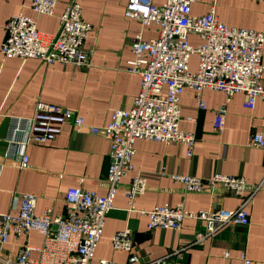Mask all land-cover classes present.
<instances>
[{"label": "crops", "instance_id": "0c3cea01", "mask_svg": "<svg viewBox=\"0 0 264 264\" xmlns=\"http://www.w3.org/2000/svg\"><path fill=\"white\" fill-rule=\"evenodd\" d=\"M70 1L57 0L52 15H37L30 8L31 0H0V47L6 37L5 24L12 15L31 17L40 32L53 34L58 28L59 15ZM73 1L79 2L83 19L91 26L84 42V47L92 50L87 65L3 58L0 53V214L16 212L21 193L35 195L36 215L50 207L54 216L67 212L64 197L70 187L93 190L100 195L107 191L109 142L87 127L77 131L68 123L54 140L27 145L26 166L19 165L16 156H6V138L12 119L31 117L37 101L66 107L82 116L86 125L104 127L112 111L128 108L139 91V76L127 70V61L132 58L131 43L136 35L143 39L156 37L157 26L127 17L128 0ZM163 1L151 0L155 5ZM211 5L218 20L227 26L253 29L264 35V1L196 0L191 4V13L206 14ZM189 41L196 45L199 39L191 35ZM196 65L197 55L193 54L189 68L193 71ZM200 96L204 109L198 107L192 89L185 88L180 95L179 128L195 136L191 155L178 142L135 141L132 163L136 172L145 177V192L135 199L136 211H127L125 190L132 173L120 179L91 264H97L100 259L114 264H138L128 261L130 253L142 260H152L175 249H181V256L169 264H241L238 256L242 251L251 259V264H264V187L256 191L246 206L247 226H224L201 243L194 242L202 230L201 221L184 218L180 230H149L148 217L140 212L156 205L179 203L188 211L204 210L211 206L214 196H219L218 204L225 209L241 205L240 197L225 193L221 187L186 191L173 175L207 178L220 172L242 176L248 183L264 181V147L247 144L252 130L264 137V99L256 98L250 109L244 105L242 94H234L226 102L223 129L217 132L213 128L214 112L225 104V95L206 88ZM125 228L133 237L130 252L115 249L111 243L112 235ZM43 242V235L36 231L20 235L9 232L7 241L0 245V264H13L21 246L40 247ZM225 252L229 254L227 259L223 257ZM37 254L33 250L31 255Z\"/></svg>", "mask_w": 264, "mask_h": 264}, {"label": "built area", "instance_id": "2783aa9c", "mask_svg": "<svg viewBox=\"0 0 264 264\" xmlns=\"http://www.w3.org/2000/svg\"><path fill=\"white\" fill-rule=\"evenodd\" d=\"M196 0H164L155 5L151 0H128L125 15L147 25L154 23L157 36L143 39L136 35L131 43L132 58L127 70L139 76L140 87L126 109H114L104 127L88 126L84 118L70 109L37 101L29 118L12 119L7 135V157L16 156L19 165L26 166L29 144L48 143L61 132L65 124L80 131L87 127L95 134L103 135L109 142V165L105 179L107 191L100 195L93 190L70 187L64 197L65 214L52 215L46 208L41 215L34 212L36 197L31 193L18 196L16 212L0 214V245L7 241L8 233L16 235L36 231L43 235V245L21 246L13 264H91L93 252L99 242L108 212L120 179L127 173L132 177L125 190L126 210L136 211L134 202L146 189L145 177L136 172L132 163L135 141L144 139L170 144L178 142L191 155L195 136L179 128L180 95L185 88L192 89L197 105L204 109L201 99L203 89L221 91L225 104L214 112L213 128L221 132L226 113V102L237 93L244 96L247 108L254 106L256 98L264 99L262 51L263 33L247 28L229 27L220 22L214 6L203 15H193L191 4ZM264 1V0H254ZM57 0H31L30 8L37 15H52ZM58 28L53 34L37 29L36 21L23 14L12 15L5 24L6 37L1 44L3 58H37L45 63L87 65L92 50L84 47L91 26L84 21L79 2L70 1L58 17ZM191 35L199 42L192 45ZM197 55L195 70L189 68L191 55ZM247 144L263 148L261 132L252 130ZM189 192H201L221 187L225 193L241 198L236 209H225L218 204L219 196L208 209L185 210L182 203L175 206L156 205L148 211L147 228L180 230L184 218L203 223L195 236L201 243L224 226H247L249 212L246 206L256 191L264 187V181L248 183L242 176L215 173L207 178L190 175H173ZM213 191H211L212 193ZM115 249L128 252L133 246L132 233L128 228L117 231L111 237ZM38 254L33 257L32 251ZM181 256V249L152 260H142L130 253L128 261L138 264H169ZM229 258L228 252L223 254ZM241 264H251L242 251ZM97 264H114L100 259Z\"/></svg>", "mask_w": 264, "mask_h": 264}]
</instances>
